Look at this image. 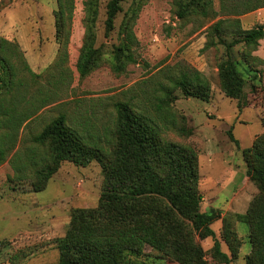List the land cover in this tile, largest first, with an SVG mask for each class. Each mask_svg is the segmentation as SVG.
<instances>
[{
    "label": "rangeland",
    "instance_id": "obj_1",
    "mask_svg": "<svg viewBox=\"0 0 264 264\" xmlns=\"http://www.w3.org/2000/svg\"><path fill=\"white\" fill-rule=\"evenodd\" d=\"M87 1L74 0L66 60L61 61L57 0H0V37L12 44L7 48L13 55V70L0 63V102L4 100L5 106L0 119L15 102L20 112H34L19 129L14 151L0 165V264H58L57 240L65 235L72 211L97 207L105 185L99 161L82 165L63 161L46 187L38 191L43 179L30 176L34 165L29 164L24 176L16 169L33 148L41 162L44 148L32 138L65 114L68 123L90 142H101L109 148L115 139V104L120 101L157 118L166 139L195 146L201 209L222 212V218L212 224L216 238L195 235V239L208 264H225L224 258L214 253L215 239L231 258L229 264H247L253 244L249 224L241 216L260 189L247 174L244 150L264 133V39L253 53L262 59L254 63V72H249L242 60L243 45L232 48V56L246 79L244 98L233 99L223 91L219 75V65L228 57L227 45L220 39L230 43L233 35H214L211 27L219 20L236 18L244 29L264 24V7L251 11L264 5V0H211L205 13L191 7L185 17L179 12L189 0H123L110 32L106 28L110 0H99L93 30L95 47L101 52L100 64L81 77L77 64L87 36ZM125 20H131L136 36L132 47L136 61L116 73L113 53L122 42L120 32ZM15 45L21 53L14 56ZM187 66L209 79L211 95L204 101L176 89L177 99L171 104L176 128L169 114L165 118L157 112L154 102L160 85L169 84ZM181 127L193 133L187 136L178 130ZM5 131L7 128L0 129V133ZM224 218L231 220L240 240L235 257L223 237ZM137 263L181 264L150 246Z\"/></svg>",
    "mask_w": 264,
    "mask_h": 264
},
{
    "label": "trees",
    "instance_id": "obj_2",
    "mask_svg": "<svg viewBox=\"0 0 264 264\" xmlns=\"http://www.w3.org/2000/svg\"><path fill=\"white\" fill-rule=\"evenodd\" d=\"M98 1H87V36L77 64L81 77L90 74L100 64L101 52L95 47L93 30L99 14ZM57 2L56 33L62 52L61 61H65L74 0ZM122 2L110 0L107 5L108 32L114 29L115 20L122 11ZM210 2L189 0L180 8L179 15L185 17L191 9L197 7L205 13ZM262 7L264 5L255 6L251 11ZM211 30L214 35H233L230 43L220 39V43L227 45L228 57L219 65V75L225 94L241 100L245 95L246 79L231 50L242 44V60L246 69L254 72V63L262 61L253 53L264 39V24L244 29L239 18L222 19L213 24ZM120 33L122 42L113 53V70L116 73L123 72L129 63L136 61L132 48L136 36L131 20L123 22ZM11 45L0 37V63L2 67L13 70L10 63L13 55L7 48ZM14 53V56L21 53L17 45ZM176 89H181L185 96L208 101L211 84L202 72L187 66L178 77L171 78L169 84L160 85L155 108L165 118L169 114L172 126L177 128V120L171 114V104L177 99L174 94ZM2 101L0 114L5 107ZM13 105L12 110L5 111L6 117L0 119V129L7 128V131L0 133V165L14 151L19 129L34 114L28 113V110L20 112L16 102ZM115 107L117 122L111 147L107 148L101 142H90L68 123L65 114H61L32 138L34 143L44 148L41 162L33 148L26 161L16 165L22 176L26 175L30 163L34 165L30 176L36 175L37 179H43V185L37 187L38 191L46 187L63 161L82 165L96 160L103 167L105 185L99 204L95 208L72 211L65 235L57 240L60 252L58 264H138L146 246L175 258L181 264H208L195 235L201 239L216 238L212 224L222 218V212L216 208L207 211L201 209L203 196L199 188L197 149L191 144L166 139L163 135L164 127L158 119L136 110L130 102L120 101ZM178 130L187 136L193 133L184 127ZM230 136L237 142L232 133ZM244 158L248 176L260 189L247 212L241 216L249 224L253 244L247 264H264V133L257 137L252 147L244 150ZM223 237L235 257L240 240L231 220L227 218H224ZM214 253L223 257L225 264L231 262L228 254L222 251L218 239H215Z\"/></svg>",
    "mask_w": 264,
    "mask_h": 264
}]
</instances>
